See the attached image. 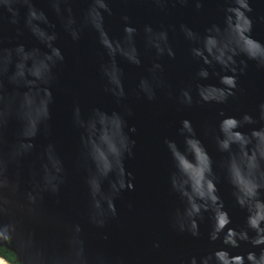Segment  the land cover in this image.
Instances as JSON below:
<instances>
[{"label":"water","instance_id":"water-1","mask_svg":"<svg viewBox=\"0 0 264 264\" xmlns=\"http://www.w3.org/2000/svg\"><path fill=\"white\" fill-rule=\"evenodd\" d=\"M262 66L264 0H0L6 222L40 264H189L227 247L208 238L214 183L228 227L255 236ZM224 76L237 87L219 102ZM121 160L134 188L117 194ZM193 203L199 237L173 227ZM10 244L0 239L22 264Z\"/></svg>","mask_w":264,"mask_h":264},{"label":"clouds","instance_id":"clouds-1","mask_svg":"<svg viewBox=\"0 0 264 264\" xmlns=\"http://www.w3.org/2000/svg\"><path fill=\"white\" fill-rule=\"evenodd\" d=\"M7 2V0H5ZM155 2V0H154ZM196 7H201V4L197 2ZM243 8H247L249 11L251 10L246 4L242 5ZM18 16V13H16ZM18 19H14L12 21L13 24L17 23ZM250 23V22H249ZM264 67V66H262ZM233 72H235V69H232ZM243 71V70H241ZM202 75H207V72H202ZM221 83L225 85L224 89L219 90L220 95L223 97L222 101L224 102L227 100L228 96H234L235 95V89L237 87L236 84V78L234 76H224L221 78ZM202 95V99H204L206 102L209 101V97L206 95ZM211 99H215V97H212ZM260 109L264 111V102L260 104ZM229 123L235 124L236 120L235 118H226ZM182 127L187 128L189 132H191V125L190 121H183ZM132 131H135V129H132ZM134 141H132V147L134 146ZM187 144V141H186ZM132 147L128 148V154H132ZM173 147V142H169V150L171 151ZM173 158L175 159V153H173ZM120 163V170L122 175H124L126 178L120 182L119 192L128 189L132 190L134 188V185L132 184L131 180L128 179V177L131 176V173H126V171L123 169V162L122 160ZM175 186V185H174ZM212 192L211 195L207 198L208 202L211 204H214L218 210L213 212V225L212 230L208 234V238L211 242H215L217 240H221L223 245H226V248H219L214 250L210 256H205L202 258L199 262L196 257H192L189 261V264H209L210 260L215 258L219 262V264H245V260L249 262V264H264V248H261V251L259 255H257L254 251H248L246 255H231L227 248H239L241 246V242L251 244L253 248L264 246V215L262 214H256L254 215L251 211L249 212L248 218H247V226L248 229H251L253 232L256 233L255 236H250L248 230H242L237 231L234 228H229L228 225L231 223V218L228 215V212L225 210L223 205V200L221 197L217 194V190L215 187V184L212 183ZM259 192V189H257V193ZM256 200L260 203H264V201L259 200V196L257 195ZM198 201L200 203L205 202V196L203 193L198 194L197 197ZM191 212H187L186 215L188 217L186 222H182L179 215L174 216V223L173 227L176 228L180 233L188 232L193 237H199L200 236V230H199V221L197 219V216L201 212V208L197 206V204L193 203L190 205ZM112 213L113 215L116 214L115 205H111ZM208 210V209H204ZM223 234V237L221 236ZM0 239L8 241L10 240V236L7 234V229L4 231H0Z\"/></svg>","mask_w":264,"mask_h":264},{"label":"bare ground","instance_id":"bare-ground-1","mask_svg":"<svg viewBox=\"0 0 264 264\" xmlns=\"http://www.w3.org/2000/svg\"><path fill=\"white\" fill-rule=\"evenodd\" d=\"M6 208L3 201L0 200V225L6 228L11 237L10 246L16 249L17 258L22 261V264H40L30 254L28 245H24L20 241V236L14 232V230L6 222ZM4 261V260H3ZM1 264V263H0ZM6 264V263H5Z\"/></svg>","mask_w":264,"mask_h":264},{"label":"trees","instance_id":"trees-1","mask_svg":"<svg viewBox=\"0 0 264 264\" xmlns=\"http://www.w3.org/2000/svg\"><path fill=\"white\" fill-rule=\"evenodd\" d=\"M0 252H2L12 264H18L13 260V254L11 252L4 250L2 247H0Z\"/></svg>","mask_w":264,"mask_h":264},{"label":"flooded vegetation","instance_id":"flooded-vegetation-1","mask_svg":"<svg viewBox=\"0 0 264 264\" xmlns=\"http://www.w3.org/2000/svg\"><path fill=\"white\" fill-rule=\"evenodd\" d=\"M4 260V261H3ZM13 260H14V258H13ZM0 263L1 264H12L6 257H5V255L2 253V252H0Z\"/></svg>","mask_w":264,"mask_h":264}]
</instances>
